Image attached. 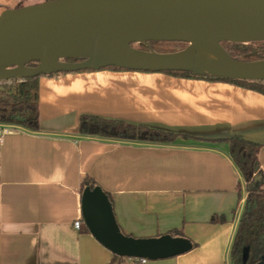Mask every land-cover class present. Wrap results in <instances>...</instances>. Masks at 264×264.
I'll list each match as a JSON object with an SVG mask.
<instances>
[{"label":"crops","instance_id":"crops-1","mask_svg":"<svg viewBox=\"0 0 264 264\" xmlns=\"http://www.w3.org/2000/svg\"><path fill=\"white\" fill-rule=\"evenodd\" d=\"M39 84L40 130L14 128L0 147V264H113L83 221L87 178L112 197L124 234L155 238L180 230L196 244L144 264H230L248 193L220 140L264 141V95L224 81L113 69L44 76ZM82 115L196 139L165 146L85 137ZM259 166L264 188V146Z\"/></svg>","mask_w":264,"mask_h":264},{"label":"water","instance_id":"water-1","mask_svg":"<svg viewBox=\"0 0 264 264\" xmlns=\"http://www.w3.org/2000/svg\"><path fill=\"white\" fill-rule=\"evenodd\" d=\"M150 42L187 47L159 53ZM225 42H264V0H47L0 14V82L111 67L264 81V58L235 60ZM82 216L95 239L120 258L159 261L193 249L188 238L170 234H124L99 186L83 191Z\"/></svg>","mask_w":264,"mask_h":264},{"label":"trees","instance_id":"trees-1","mask_svg":"<svg viewBox=\"0 0 264 264\" xmlns=\"http://www.w3.org/2000/svg\"><path fill=\"white\" fill-rule=\"evenodd\" d=\"M21 7H24L22 2L19 3L16 8ZM149 45L153 50L154 46H176L177 48L174 49L173 52L184 50L187 47L185 43L176 42H150ZM255 45L264 46V42L251 44L223 43L224 48L231 57L239 61H255L264 58V50L258 52V56L256 57L248 56L253 53L251 47ZM135 47L145 51L148 50V47L145 45H135ZM69 61L76 62L77 60ZM107 69L123 70L114 67ZM166 73L197 79L229 82L264 95V81L249 82L210 76H194L188 72ZM41 77L44 76L2 83L0 86L1 125L20 128L30 132H38L40 130L39 81ZM79 133L85 137L165 146L175 145L182 137L186 139H196L185 134H178L141 124H134L124 120L107 119L93 115H82L80 117ZM201 141L207 143L214 142V140L208 139H202ZM220 141L226 142L229 145L230 158L245 181L248 193L230 248V264H258L259 262L264 264V188L256 180L257 176L262 173L259 166V152L264 145L257 139L242 135H234ZM256 168H259L258 172L255 171ZM97 186L94 180L87 178L83 183L82 191L87 187L94 189ZM107 195L114 207L112 197L108 193ZM217 221L224 222L225 218L213 219V222L216 223ZM169 234L173 237L187 238L180 230H173ZM192 244L193 248H195L196 244L193 242ZM124 259L126 258H120L114 255L112 263H120Z\"/></svg>","mask_w":264,"mask_h":264},{"label":"rangeland","instance_id":"rangeland-1","mask_svg":"<svg viewBox=\"0 0 264 264\" xmlns=\"http://www.w3.org/2000/svg\"><path fill=\"white\" fill-rule=\"evenodd\" d=\"M21 2L23 3L24 6H27V5L42 3V2H44V0H39V1H35V0H0V13L2 11H4L5 9L16 8L18 6V4ZM176 48H177L176 46H174V47H172V46H169V47L154 46V50L156 52H159V53H171ZM251 50L253 51V53L258 54V52H261L264 50V46L263 45H255V46L251 47ZM253 53H251V54H253ZM251 54H249L248 56H250ZM260 176L262 177V173L259 175V177ZM243 191H246V190L244 189Z\"/></svg>","mask_w":264,"mask_h":264},{"label":"built area","instance_id":"built-area-1","mask_svg":"<svg viewBox=\"0 0 264 264\" xmlns=\"http://www.w3.org/2000/svg\"><path fill=\"white\" fill-rule=\"evenodd\" d=\"M2 83H4V82H0V86L2 85ZM13 129H14V127L0 124V147H2V145L4 143L5 136L8 135L9 133H11L13 131ZM82 225H83L82 220H78L74 223V227L77 230H80ZM135 260L138 264H144L148 261L145 259H135Z\"/></svg>","mask_w":264,"mask_h":264},{"label":"flooded vegetation","instance_id":"flooded-vegetation-1","mask_svg":"<svg viewBox=\"0 0 264 264\" xmlns=\"http://www.w3.org/2000/svg\"><path fill=\"white\" fill-rule=\"evenodd\" d=\"M47 1V0H44V2Z\"/></svg>","mask_w":264,"mask_h":264}]
</instances>
